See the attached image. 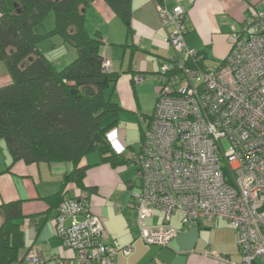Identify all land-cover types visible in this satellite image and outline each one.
I'll list each match as a JSON object with an SVG mask.
<instances>
[{"label":"built area","instance_id":"2783aa9c","mask_svg":"<svg viewBox=\"0 0 264 264\" xmlns=\"http://www.w3.org/2000/svg\"><path fill=\"white\" fill-rule=\"evenodd\" d=\"M156 10L170 28L166 41L174 56L159 60L154 109L143 120L137 148L126 156L137 165L138 189L130 195L139 235L166 246L177 233L168 223L174 212L186 226L221 217L237 233L241 258L230 264L264 262V12L255 11L233 31L222 63L200 68L185 65L186 56L196 57L184 39L185 8L162 1ZM102 68L109 71L110 61L103 60ZM155 212L162 223L146 226ZM54 226L61 245L74 252L71 259L114 264L119 248L105 241L101 219L84 196L65 199ZM25 258L49 264L35 247ZM54 259L67 264L70 258Z\"/></svg>","mask_w":264,"mask_h":264},{"label":"crops","instance_id":"0c3cea01","mask_svg":"<svg viewBox=\"0 0 264 264\" xmlns=\"http://www.w3.org/2000/svg\"><path fill=\"white\" fill-rule=\"evenodd\" d=\"M162 1L168 8L175 5L185 8L186 46L200 52L205 67H216L222 63L230 49L233 31L239 29L255 11L264 12V0ZM157 3L156 0H131L129 35L104 0H91L84 10L87 31L101 34L99 52L103 60L110 61V70L118 75L113 90L122 111L140 110L139 97L146 90L156 100L159 81L155 74L159 60L174 56L173 48L166 41L170 28L162 25L156 10ZM137 76L142 79L136 81ZM9 81L10 76L0 61V85ZM153 107L154 104L149 111L145 110L141 119L150 115ZM118 117L108 139L114 150L125 159L137 145L134 148L128 142L129 131L120 130V114ZM86 163L94 165L87 168L83 187L70 182L61 189V180L72 168L71 162L12 161L5 140L0 138V204L21 201L19 222L23 232V251L35 247L49 264H57L54 258L60 256L70 258L67 264H82L71 259L74 252L64 248L55 234L57 207L50 206L48 198L60 190L64 198H88L90 211L101 219L105 241L119 248L114 264H230L240 261L237 233L221 217L202 219L186 226L182 214L176 211L168 223L177 233L168 244L159 246L145 242L139 235L137 213L131 205L130 194L138 189V179L134 180L126 172L124 163L110 164L88 156L80 162ZM161 223L157 212L145 219L148 227ZM127 245L131 250L125 254L121 248ZM252 264L264 262L255 259Z\"/></svg>","mask_w":264,"mask_h":264},{"label":"trees","instance_id":"16d2710c","mask_svg":"<svg viewBox=\"0 0 264 264\" xmlns=\"http://www.w3.org/2000/svg\"><path fill=\"white\" fill-rule=\"evenodd\" d=\"M89 1L0 0V61L10 76L8 83L0 85V138L12 161L71 162L61 189L70 182L83 187L84 174L94 163L80 162L92 153L110 164L130 160L120 157L108 139L122 112L113 90L118 75L103 70L101 34L86 29L84 10ZM104 1L129 35L131 0ZM50 12L54 24L46 28L43 21ZM44 41H52L53 49L69 45L75 56L53 57L52 52L50 57L40 46ZM194 56H186L185 65L205 67L200 52ZM145 116L142 120L150 115ZM138 129L140 141L143 126ZM61 192L48 198L50 206L58 209L68 199ZM0 216V264H27L19 222L21 201L1 203Z\"/></svg>","mask_w":264,"mask_h":264},{"label":"rangeland","instance_id":"374dc122","mask_svg":"<svg viewBox=\"0 0 264 264\" xmlns=\"http://www.w3.org/2000/svg\"><path fill=\"white\" fill-rule=\"evenodd\" d=\"M44 27L50 28L54 24V19H53V13H48L47 16L44 18ZM52 41H44L43 43L40 44L43 49L48 50V55H52L51 53L54 52L53 57H58L61 54H64V56L70 57L71 54L73 53V48L70 47L69 45L64 49L63 46H56L55 49H53L52 45L50 44ZM47 52V51H46ZM75 54L73 55V57ZM51 57V56H50ZM206 65H209L206 63ZM211 65V64H210ZM214 65V64H212ZM61 68V67H57ZM154 82H157V80L154 79ZM159 86V84H158ZM111 91V88L106 90L105 95L107 96L108 93ZM147 91V90H146ZM143 91L139 97V102H140V110L138 108H134L132 111H122L120 113V125L119 127L121 128L120 130H125L129 131L128 132V142L133 145L135 148L137 144L135 142L139 138V133H138V127L140 125H144V121L141 119V115L143 112L149 111V109L155 104V97L153 98V94L149 93L148 91ZM157 97V96H156ZM146 110V111H145ZM222 145L224 148L227 146L226 141H222ZM90 159L92 157H95L99 159V156L96 153H92L88 156ZM133 163V162H131ZM126 164V172L129 173L134 180H136V172H137V165L136 163L133 164Z\"/></svg>","mask_w":264,"mask_h":264},{"label":"water","instance_id":"95a60500","mask_svg":"<svg viewBox=\"0 0 264 264\" xmlns=\"http://www.w3.org/2000/svg\"><path fill=\"white\" fill-rule=\"evenodd\" d=\"M78 219H81L80 217H78Z\"/></svg>","mask_w":264,"mask_h":264}]
</instances>
